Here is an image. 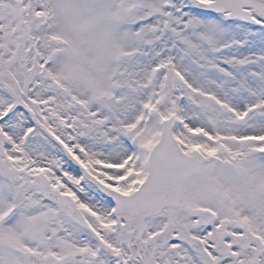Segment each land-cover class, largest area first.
<instances>
[{
	"label": "snow or ice",
	"instance_id": "6c2138e0",
	"mask_svg": "<svg viewBox=\"0 0 264 264\" xmlns=\"http://www.w3.org/2000/svg\"><path fill=\"white\" fill-rule=\"evenodd\" d=\"M0 264H264V0H0Z\"/></svg>",
	"mask_w": 264,
	"mask_h": 264
}]
</instances>
